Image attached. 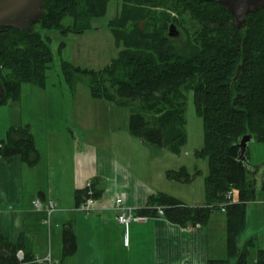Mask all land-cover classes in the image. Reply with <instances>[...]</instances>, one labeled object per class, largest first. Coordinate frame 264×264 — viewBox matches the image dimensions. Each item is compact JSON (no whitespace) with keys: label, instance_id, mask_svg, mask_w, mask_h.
Returning a JSON list of instances; mask_svg holds the SVG:
<instances>
[{"label":"trees","instance_id":"1","mask_svg":"<svg viewBox=\"0 0 264 264\" xmlns=\"http://www.w3.org/2000/svg\"><path fill=\"white\" fill-rule=\"evenodd\" d=\"M108 1L43 0L44 14L32 30L0 26V81L4 89L0 104L6 99L19 100L25 83L44 87L46 69L52 62L48 32L65 36L91 29V20L104 15ZM120 2L117 15L107 24L116 42L122 43L118 55L98 71L66 61L61 62V71L72 86L76 78L84 77L92 97L132 107L129 133L145 145L173 154L179 153L186 140L184 111L187 93H192L203 127V146L195 154L204 157L208 166L206 204L187 206L157 193L147 199L139 214L154 217L160 207L162 215L174 224L201 225L213 211L223 208L228 259L207 264H230L232 258L231 264H248L252 240L241 248L236 240L244 228L245 203L254 197L255 180L250 174L256 168L248 162L246 151V161L238 158V142L244 135L264 142V7L248 14L245 26L237 29L229 12L215 2ZM156 7L162 10L156 11ZM67 18L70 21L64 23ZM169 24L180 28L183 36L168 35ZM15 155L27 166L38 163L34 136L26 125L10 126L0 139V157L8 161ZM166 175L179 181L191 179L182 168ZM97 185L95 178L75 189L76 207L87 198H101ZM232 189L236 201L227 197ZM21 240L11 243L0 233V264H36ZM61 241L63 257L75 252L70 224L61 229ZM19 250L21 260L16 256ZM253 264H264V249L257 250Z\"/></svg>","mask_w":264,"mask_h":264},{"label":"rangeland","instance_id":"2","mask_svg":"<svg viewBox=\"0 0 264 264\" xmlns=\"http://www.w3.org/2000/svg\"><path fill=\"white\" fill-rule=\"evenodd\" d=\"M120 3V0H109L104 15L92 19L91 29L83 33L67 32L63 36L56 31L48 32L51 36L49 47L52 51V62L46 69L44 87L25 83L22 85L19 100L6 99L0 104V139L4 138L10 126H22L24 121H30L37 126L41 124L40 121L47 120L48 126L43 130V135L37 136L44 155L47 144H50L51 149H56L58 144H62L67 149L65 152L52 153L49 146L48 155L59 156L62 160L69 159L71 149L66 147L68 145L74 153L81 151L83 154H94L97 158L95 164L101 168L108 167L112 162L109 155H112L121 163L128 164L134 178L142 180L140 183L134 182L135 187H154L155 191H161L156 194H172L170 196L174 198L176 197L173 195H187L189 200H184L186 204L203 205L206 201L204 177L208 166L204 157L195 154L203 146V127L201 118L195 112L191 92L187 93L184 111L186 140L179 153L173 154L159 147L142 145L139 139L130 135L128 124L132 107L117 106L106 99L92 97L84 77L76 78L72 86L61 71L62 61L98 71L109 65L118 55L122 43L116 42L107 24L117 15ZM154 9L159 12L162 10L159 7ZM166 12L171 16L174 13L169 10ZM69 21L67 18L64 23ZM143 24L141 21L140 26L143 27ZM186 24L190 25L189 22ZM171 25L173 24L168 25V29ZM172 32L175 33L171 35L174 38L183 36L182 30L176 26ZM61 43L65 44L63 48L59 47ZM37 108H42L43 113L37 115ZM48 132L51 133L45 136ZM246 154L248 162L256 168L254 173L250 174L255 180V193L253 199L245 203L244 228L239 235H246L252 240L247 262L253 264L257 250L264 249V142L252 139L247 144ZM181 168L191 175L189 181L167 177V171H178ZM230 192L231 201H236L235 190ZM151 195L152 193L147 199ZM211 214V220L218 218L217 220L223 223L224 238L221 242L216 236L217 224L216 220L213 221V229L210 228L209 232V255L225 258V213L223 210H215ZM72 255L66 256L62 264H74L76 261ZM37 261L40 260L35 259V262ZM229 262L233 263L230 260ZM143 264L150 262L145 259Z\"/></svg>","mask_w":264,"mask_h":264},{"label":"crops","instance_id":"3","mask_svg":"<svg viewBox=\"0 0 264 264\" xmlns=\"http://www.w3.org/2000/svg\"><path fill=\"white\" fill-rule=\"evenodd\" d=\"M37 109V115L43 113L42 108ZM46 121H40L37 126L30 121L22 123L34 136L39 153L36 165L27 166L19 155L8 161L0 157V169L4 172L3 177L0 175V233L11 243L22 239L25 251L40 260L36 264H62L67 258L62 255L61 241V229L66 224L71 225L75 236L74 264H130V260L131 264H143L145 259L150 264H207L209 260L228 259L227 250L225 258L209 255V232L210 228L213 229V221L216 220L217 224L216 236L221 242L224 238L223 223L218 218L211 220L212 214L205 224L188 223L184 226L168 221L158 211L154 217L140 215L139 210L146 206L148 195L161 191L147 187L146 183L147 189L135 187L134 182L142 180L132 176L127 163L109 155L112 162L109 161L107 168L105 165L101 168L95 164L97 158L94 154L74 153L68 145L66 147L71 149L69 159L48 155L50 144L46 145L44 155L37 136L43 135L48 126ZM49 149L59 154L67 150L62 144ZM95 178L102 196L95 200L94 209L81 212L76 209L74 191ZM116 196L122 198L123 209L112 207ZM173 196L187 206L206 204L205 201L203 205H188L184 201L189 200L187 195ZM36 199L52 200L55 204L47 223L44 222L46 213L36 211L32 206ZM122 211L132 213L138 219L130 220L126 225L120 224L116 217ZM249 238L238 235V248ZM229 260L235 261L234 258Z\"/></svg>","mask_w":264,"mask_h":264},{"label":"water","instance_id":"4","mask_svg":"<svg viewBox=\"0 0 264 264\" xmlns=\"http://www.w3.org/2000/svg\"><path fill=\"white\" fill-rule=\"evenodd\" d=\"M215 2L225 9L233 17L237 29L246 24V16L264 7V0H201ZM43 0H0V26L12 27L19 30L30 31L40 21L44 14ZM174 26L168 29V35H172ZM175 34V33H173ZM4 95V89L0 81V99ZM251 141L250 135H244L238 142V158L246 161L245 151Z\"/></svg>","mask_w":264,"mask_h":264},{"label":"built area","instance_id":"5","mask_svg":"<svg viewBox=\"0 0 264 264\" xmlns=\"http://www.w3.org/2000/svg\"><path fill=\"white\" fill-rule=\"evenodd\" d=\"M231 192H229L227 194V197L230 198ZM122 197V196H121ZM120 196H116L113 199V208L115 209H123L122 207V198ZM32 206L34 208V210L36 211H43L46 213V217L44 222L47 223L48 222V216L49 213L54 209L55 204L52 200H44L41 201L39 199H36L32 202ZM95 208V200H93L92 198H87L85 199L82 203H80L76 209L81 211V212H90V210ZM221 210H223V208H221ZM157 211L159 214H162V209L160 207L157 208ZM118 223L126 225L130 220L133 219H138L137 217H135L134 215H132V213H124L123 211L117 215L116 217ZM16 256L19 260H21L23 258V254L21 251H17ZM45 260H47V258H45Z\"/></svg>","mask_w":264,"mask_h":264},{"label":"bare ground","instance_id":"6","mask_svg":"<svg viewBox=\"0 0 264 264\" xmlns=\"http://www.w3.org/2000/svg\"><path fill=\"white\" fill-rule=\"evenodd\" d=\"M0 175L3 177V175H4V172H3V170H2V168L0 169Z\"/></svg>","mask_w":264,"mask_h":264}]
</instances>
